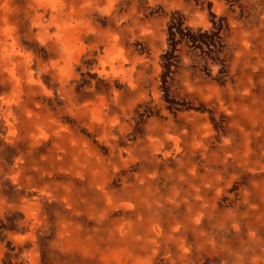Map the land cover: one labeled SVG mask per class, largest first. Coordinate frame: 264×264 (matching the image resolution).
Returning <instances> with one entry per match:
<instances>
[{"label": "rangeland", "instance_id": "rangeland-1", "mask_svg": "<svg viewBox=\"0 0 264 264\" xmlns=\"http://www.w3.org/2000/svg\"><path fill=\"white\" fill-rule=\"evenodd\" d=\"M0 264H264V0H0Z\"/></svg>", "mask_w": 264, "mask_h": 264}]
</instances>
